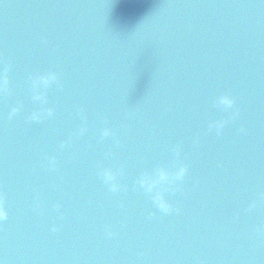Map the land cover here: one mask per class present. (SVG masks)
Here are the masks:
<instances>
[{"label":"water","instance_id":"water-1","mask_svg":"<svg viewBox=\"0 0 264 264\" xmlns=\"http://www.w3.org/2000/svg\"><path fill=\"white\" fill-rule=\"evenodd\" d=\"M0 54L12 64L0 99V259L264 264V0H0ZM49 69L63 83L48 93L55 113L29 121L28 76ZM223 92L240 115L217 136L207 125L227 115L213 106ZM105 126L117 136L101 139ZM177 159L189 170L183 192L166 193L180 212L166 215L135 181ZM98 165L123 166L127 191L111 192Z\"/></svg>","mask_w":264,"mask_h":264},{"label":"clouds","instance_id":"clouds-1","mask_svg":"<svg viewBox=\"0 0 264 264\" xmlns=\"http://www.w3.org/2000/svg\"><path fill=\"white\" fill-rule=\"evenodd\" d=\"M0 64H3V56L0 54ZM12 64L8 61L7 65L0 68V97L4 94H10L11 89L9 87L10 77L9 73L11 71ZM28 85L31 91V99L35 102L38 107L33 110L28 116L29 121L33 122H43L49 117H52L55 113V108L49 106V90L53 85H56L59 88L63 87L61 81V75L56 70H44L36 71L30 73L28 76ZM213 106L220 111L226 113V116H223L219 119L212 120L208 123L207 128L208 132L215 131L217 136L222 135V130L230 121H235L239 115L240 110L236 107V97L230 92H223L213 100ZM21 111L20 105L13 106L9 112V118L14 117L17 113ZM81 120L84 121L79 128L78 134H83L87 131L86 122L87 117L85 116L83 110H78L77 113ZM130 117L132 113L128 114ZM105 124L107 125V118H105ZM241 133L245 131L243 127L239 129ZM116 137V131L109 126L103 127L101 130V139L107 137ZM71 142V137L68 140L60 142L59 147L61 149L65 148L67 144ZM116 143H119V140H116ZM195 143H199L197 139ZM176 157L180 156L181 147L176 145L174 148ZM46 167L48 169L54 170L56 168L57 158L55 155L46 156ZM188 165L177 159L170 166L160 165L152 169L151 171H143L137 177L135 181V186L138 190H142L143 193L152 201L154 206L159 209L160 212L164 214H171L173 212L179 213L180 208L174 207L173 203L166 197V193L175 195L176 193L183 192V184L185 176L188 173ZM98 176L101 178L103 183L108 187V189L117 193L121 190L127 191V186L122 185L119 182L118 177L124 175V168L121 166L119 169H113L110 167H103L98 165ZM260 199L264 200V193L260 194ZM6 196L5 193L0 190V223L8 219V211L5 207ZM257 207V202L253 201L245 209V211H251ZM36 208L38 211L43 213V207L39 202V197H37ZM53 208L57 211L60 210L61 205L59 203L54 204ZM154 213H149V218H151ZM237 218L239 213L236 214ZM58 227L53 226L52 231H58ZM257 232H264V226H258L256 229ZM105 233L109 238L116 236V232L111 229V226H105Z\"/></svg>","mask_w":264,"mask_h":264},{"label":"snow or ice","instance_id":"snow-or-ice-1","mask_svg":"<svg viewBox=\"0 0 264 264\" xmlns=\"http://www.w3.org/2000/svg\"><path fill=\"white\" fill-rule=\"evenodd\" d=\"M7 63H8L7 57L3 56V64H0V65H2V66H0V68H2L5 65H7ZM7 97H8V94H4L2 97H0V99H3L4 101H6ZM81 110H83V109H81ZM134 262H135V260L128 261V262H122V264H134ZM0 264H7V258L5 257L3 259H0ZM151 264H155V262H151Z\"/></svg>","mask_w":264,"mask_h":264}]
</instances>
